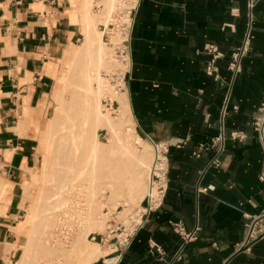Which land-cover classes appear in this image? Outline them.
Listing matches in <instances>:
<instances>
[{
	"label": "crops",
	"instance_id": "obj_1",
	"mask_svg": "<svg viewBox=\"0 0 264 264\" xmlns=\"http://www.w3.org/2000/svg\"><path fill=\"white\" fill-rule=\"evenodd\" d=\"M76 1L0 0V264H13L22 241L23 185L40 158L56 58L84 36ZM133 15L131 114L143 139L168 143L169 169L161 205L118 264H264V150L254 128L264 106V0H138ZM247 36L233 72L230 56ZM211 43L224 53L216 75L207 73ZM222 127L216 165L210 142ZM171 220L198 227V239L182 246Z\"/></svg>",
	"mask_w": 264,
	"mask_h": 264
},
{
	"label": "rangeland",
	"instance_id": "obj_2",
	"mask_svg": "<svg viewBox=\"0 0 264 264\" xmlns=\"http://www.w3.org/2000/svg\"><path fill=\"white\" fill-rule=\"evenodd\" d=\"M95 1L96 0H77L76 4L78 11L81 12V14L83 15V22H85L84 28H88V26H90L95 31V33L100 31L102 35V39L105 42V46L107 45L106 51L108 55L106 59L109 62H107L106 60L107 66H103L104 68L102 67L100 69V73L104 77L102 78V85L104 87L99 100L101 101L100 104L102 106V109H103L102 101L103 98L106 96H109L112 100L117 102V104L119 105L117 111L114 113L109 112V115L114 122V121H118L120 114V104L118 101V95L120 94L121 91L120 90L117 91L114 88L113 83L110 81L108 76L104 75V73L119 72V71L123 72L124 70L127 69V66L125 65L126 64L125 62L123 63L122 61L118 60L114 55V48L116 42L118 43V40L114 39L113 37H116L117 36L116 33L118 32L120 33V31L113 29L109 31V33L105 34V32L102 31L103 26L101 24H105L107 17H110L109 15L112 14L111 11L115 10L117 5V0H115L113 8L110 7L111 0L98 1L104 5L102 9L101 8L97 9L94 7ZM133 1H137V0H133ZM106 31H108V29H106ZM82 39L83 37L80 40L76 41L75 43L70 44L69 46H77V44H79L82 41ZM91 55L92 53L89 52L80 55L79 57H77V59H71V58H67L64 54H60L59 57L56 58V73H55L54 87L48 97V103H47L48 109L45 111L44 115H42L39 121L38 150H39L40 158L38 161V165L34 169V171L36 172V177L33 176L34 172H32L30 179L23 185V200H24L25 210L23 214V222L21 223V227L19 230V233L22 237V241L17 249L13 264H20L22 257L26 255L28 256L36 255L35 257L36 260L43 263L45 259L49 258L48 256H52L53 258H56L54 257V255H57L58 253L60 254L59 257L61 258L59 264H100L103 262V256L107 252V249L103 245L99 244L97 241L92 240L90 236L91 234L89 235V233L93 231L103 230V222L102 220H100V216L103 208L107 206L116 207L118 204L125 205L124 211L125 213H127L126 214L127 216L129 212L135 210L136 208H140V207L143 208L146 206L149 173L154 157L153 146L150 142H148L143 138L140 141H136V138L134 136L135 134L128 135L125 132V128L122 125L120 127L114 122L115 126H117L116 127L117 133L113 131L112 128L107 124L103 125L98 130L99 138L103 142L101 144V147H99L100 148L98 153L99 157H97L96 159V164L98 163V165H97V171L95 173L96 180H94V183L96 185L94 196L98 200L97 206L98 207L101 206L99 211L100 215L97 214L96 217L97 222L93 223L92 226L89 228L88 225L85 228H83L82 236L83 235L85 236L83 237V239H80L78 242H76V244H74L75 243L74 240L77 238L76 233L78 229L82 227L78 223L79 217L77 219V215H78L77 208H79L78 204L80 203L82 206L84 205L83 192L82 191L79 192V189H77L78 191L72 190L68 192L69 193L68 196L70 197L71 201L70 202L61 201V203L66 205V207L68 205H72L74 210L76 209L75 213H73L74 210L73 212H71L73 208H67L68 209L66 213L67 215L65 214L63 216L64 213L61 214V212L65 211L64 205L63 206L60 205L62 208L59 205L58 206L56 205L53 208L54 200H52L53 195L50 197L52 190H49V187L51 186L55 173L62 171V168H66L68 171L70 170V172L79 169L82 165L85 164L86 159L90 157L89 156L91 154L90 150H92L91 148L94 145L92 142V136L91 138H89L87 134L85 136L82 135L83 131L80 133V131L83 130V125H84V123L81 121L82 120L81 117L83 116H80V114L83 113L82 108L77 112V113L80 112V114L78 115L75 114L76 117L78 116L77 117L78 119L76 118L77 123H75L77 125H74L75 130L71 132V135L68 136V139L65 136H61V133L59 134L58 132H56L58 130L57 127L54 128L55 124L58 122L60 114L62 116H65V113L67 112L66 109L71 101L80 104L79 99L84 94V91H86V89L81 85L82 83H84V77H85L84 62L93 60V57ZM112 61L114 62L111 63ZM117 63L119 65H117ZM62 77H64V79H62ZM91 83H92L91 84L92 88L94 90H98L97 80L94 79ZM103 111L106 112V110L104 109ZM91 123L92 122L89 121L85 125H89L90 127H92L93 124L91 126ZM129 123H131L135 127V122L134 119L132 118V115H131V122L129 121ZM59 126L61 127L62 125L60 124ZM62 130L64 131L65 129ZM60 131L61 129L59 128V132ZM116 135L122 137V140H119ZM73 143L74 146L71 145ZM60 147H61V152L59 150ZM145 148L148 149L147 152H145ZM62 149L66 151L64 150L62 151ZM62 153L65 154L66 158L67 156L68 157L70 156L69 157L70 160L67 158L68 160L66 161V158H64L61 159L60 161L59 155H61V157H64V154L62 156ZM142 153H144L145 156H147V163L145 164V166L138 164L136 160V157L141 155ZM62 161L63 162L66 161L67 164H63ZM70 163L71 165L72 164L74 165L71 166ZM60 166H62V168ZM79 179H89V178L87 176H83V177H79ZM68 193L66 192L65 195H67ZM75 198L78 199L76 200ZM75 200L79 201L80 203H76ZM125 200H127V202ZM116 201L117 204H114ZM56 207H57V217L47 218L49 214H47L46 212L49 211L50 208L52 210L55 209ZM30 214L31 217L29 219H26V217L30 216ZM62 216L65 218H63ZM70 217L71 220H69ZM68 221L69 224H71L70 221L71 222L73 221V225L68 226L69 225ZM64 222H66V224H64ZM44 228L50 230L51 235L53 234L54 238L56 237L55 239H57L58 242L62 240L61 241L62 247H57L59 248L57 249L54 246L55 250L51 251L49 249L48 251L47 248L45 249L40 248V246H37L35 243L31 242L33 235L36 236L35 242H38V237L41 238V236H43L42 230ZM54 230L56 232H54ZM41 240L43 241V237L41 238ZM96 246L99 247V254L97 258L91 259L89 261L81 260L80 249H85V247H87L88 249L90 248L93 249Z\"/></svg>",
	"mask_w": 264,
	"mask_h": 264
},
{
	"label": "bare ground",
	"instance_id": "obj_3",
	"mask_svg": "<svg viewBox=\"0 0 264 264\" xmlns=\"http://www.w3.org/2000/svg\"><path fill=\"white\" fill-rule=\"evenodd\" d=\"M114 3H115V0H111V2H110L111 8H113ZM108 21H109V17H107V19H106V23H105L106 25L108 24ZM99 32L100 31L95 33V31L90 26H88V28H84V36H83L82 41L79 44H77V46H67L63 51V54L67 58H71V59H77V57H79L80 55L90 52V53H92L91 56L93 57V60L84 62V66H85L84 67V76L85 77H84V83H82L81 85L86 89V91H84V94L79 99L80 104H77V102L71 101L69 103V106L66 109L67 112L65 113V116H62L60 114L58 122L54 126V128L57 127V129H58L56 132H58L59 134L61 133V136H65L68 139V136L71 135V132H73L75 130L74 125H77L75 123H77V119H78L77 117L78 116L76 117L75 114L76 115L80 114V112L79 113H77V112L82 108L83 113L81 112L82 114H80V116H83V117H81V119H82L81 121L84 123V125H83V130H81L80 133L83 131L82 135L85 136L87 134L89 136V138H91V136H92V142L94 144L91 148L92 150H90L91 154L89 153L90 157L86 159L84 165H82L79 169H76L73 171L71 170L72 172H70V170L68 171L66 168H62V166H60L62 168V171L55 173V176L53 177L54 179L52 180L51 186L49 187V190H52L50 197L53 195L52 200H54L53 201V205H54L53 208L56 205L57 206L58 205L63 206L64 204H62L61 201H64V202H66V201L70 202L71 201L70 197L68 196L69 195L68 192H70L72 190H77V189H79V192L80 191L83 192V196H84V199H83L84 205L83 206L81 205V203L79 201H76L78 198H75L76 203H80V204H78L79 208L76 207L78 209L77 210L78 215L77 214L76 215H77V219L79 217L78 223L82 227L79 228L77 233H76L77 238L74 240L75 241L74 244H76V242H78L80 239H83V237L85 236V235L82 236L83 228H85L87 225L89 228L92 226L93 223L97 222L96 217H97V214H99V211L101 208V206H99V207L97 206L98 200L94 196L95 190H96V185L94 183V180H96L95 173L97 171V165H98V163L96 164V159H97V157H99L98 156L99 149H100L99 147H101V144L103 142L99 138L98 130L103 125L107 124L112 128L113 131H115L117 133V129H116L117 126H115V124H114V122H115L120 127L122 125L125 128V132L128 135L135 134L134 136L136 138V141H140L142 139V136L138 132H136L135 127L131 123H129V121L131 122L132 111H131V106L129 103V96H128L127 89L121 91L120 94L118 95V101L120 104V114H119L118 121L113 122V120L111 119V117L109 115V112L108 111L105 112L102 109V106L100 104L101 101L99 100V98L101 97V94L103 92L104 86L102 85V78H104V77L101 75L100 69L103 66H107V62H109V61L106 59V57L108 55L107 51H106L107 45L105 46V42L102 39L101 32L100 33ZM116 35L117 36L113 37V38L118 40V42H119V39L123 38V35L121 32L116 33ZM120 41H121V39H120ZM106 60H107V62H106ZM114 61H112L111 63H113ZM117 65H119V64L117 63ZM62 79H64V77H62ZM94 79L97 80L98 88H97V86H96V88L98 90H94L91 86V84H92L91 82ZM64 100H65V98H64ZM89 121L92 122L91 123V126L93 124L92 127H90L89 125H85ZM60 124L62 125L61 127L59 126ZM81 127H82V124H81ZM59 128L61 129L60 132H59ZM62 129H65V130L63 131ZM116 136L119 140H122V137H120L119 135H116ZM71 145L74 146V143ZM59 146H61V145H59ZM64 147H65V145H64ZM66 148H68V147H66ZM64 149H62V151ZM70 149H72V148H70ZM59 150L61 152V147ZM64 151H66V150H64ZM147 151H148V149L145 148V152H147ZM58 152H57V154H58ZM64 153H67V152H64ZM64 153H62V156ZM57 154H56V156H57ZM59 156H60V158H59L60 161H61V159L66 158L65 154H64V157H61V155H59ZM78 156H79V154H78ZM69 157L67 156L68 159H69ZM67 158H66V161L68 160ZM136 160H137L138 164L145 166V164L147 163V156H145V154L142 153L141 155L136 157ZM66 161H64L65 163L62 161V163L67 164ZM71 163H70V165H71ZM72 165H74V164H72ZM68 166H69V164H68ZM64 169L66 170V172ZM150 170H151V167H150ZM33 176L36 177L35 171L33 173ZM83 176H87L89 179H79V177H83ZM149 176H150V173H149ZM148 191H149V183H148ZM66 192L68 193L67 195H65ZM79 192H78V194H79ZM73 198H74V196H73ZM125 201L127 202V200H125ZM114 204H117V201ZM64 206H65L64 207L65 211L61 212V214L64 213L63 216L67 213V210H68L67 208H73L72 205H68L67 207H66V205H64ZM73 210H74V208L72 209V211L70 209L71 212H73ZM75 210L73 213H75ZM33 211H32V213H33ZM46 213L49 214L47 216V218L57 217V207L55 209H52V210L50 208V210L47 211ZM58 213H59V211H58ZM72 216H73V214H72ZM30 217H31V214H30V216H27L26 219H29ZM63 218H65V217H63ZM97 219H99V218H97ZM69 220H71V217ZM100 220H101V218H100ZM66 222H67V220H66ZM66 222H64V224H66ZM58 223H59V221H58ZM70 223L71 224H69V221H68L69 225L68 224L67 225L72 226L73 221L72 222L70 221ZM59 231H60V229H59ZM54 232H56V231L54 230ZM42 234H43V236H41ZM42 234L40 236H41V238L43 237V241L41 240L40 237H38V242H35L36 236L33 235L31 242L35 243L37 246H40V248H43V249L47 248L48 251H49V249L51 251H53L57 247H62V245H61L62 240L60 242H58L57 239H55L56 237L54 238V235L53 234L51 235L50 230L44 228L42 230ZM54 246H55V248H54ZM57 249H59V248H57ZM98 254H99V247L98 246H96L93 249H91V248L88 249L87 247H85V249H80L81 260H83V261H89L91 259H95L98 257ZM59 255H60L59 253L57 255H54V257H56V258H53L52 256H48L49 258L45 259L43 263L36 260V258H35L36 255L35 256L34 255H32V256L26 255V256L22 257L20 264H59L60 259H61L59 257Z\"/></svg>",
	"mask_w": 264,
	"mask_h": 264
},
{
	"label": "built area",
	"instance_id": "obj_4",
	"mask_svg": "<svg viewBox=\"0 0 264 264\" xmlns=\"http://www.w3.org/2000/svg\"><path fill=\"white\" fill-rule=\"evenodd\" d=\"M98 1L101 0H96L94 7L102 9L104 5ZM252 1L253 0H250L251 4ZM137 2L133 0H117L116 8L114 11H111L112 14L109 17L108 24H101L105 34L116 29L123 35L121 41L115 45L114 55L118 60L126 63L127 69L123 72L104 73V75L109 77L117 91H123L128 88L126 73L131 65L130 32L134 21L133 12L136 9ZM106 29H108V31H106ZM248 43L249 37L247 36L243 45L231 54L229 68L233 72H238L240 70L241 57L243 52L247 49ZM207 50L211 54V58L207 65V73L216 75V61L220 57H223L224 53L220 50L218 45L212 43L207 46ZM102 104L103 109L110 113L116 112L119 106L117 102L112 100L109 96L103 98ZM227 107L228 105L226 103L223 110H226ZM254 128L264 150V106L261 116L257 117L255 120ZM231 136L233 138H242L244 134L241 131H233ZM150 140L154 150V158L150 170L146 206L143 208H136L129 212L127 216V213L124 211L125 205L118 204L116 207H104L100 216L103 222V230L89 233V235L91 234L92 240L97 241L107 249V252L103 256V264H118L123 259L137 230L143 224L144 215L159 207L165 196L169 169V145L165 141H155L152 138H150ZM226 140L227 135L223 127L218 134L211 138L210 147L215 150L213 162L216 165L221 162L220 155L226 148ZM206 189L207 188H204V190ZM170 223L174 231L181 236L182 246L198 239V227L189 230L182 221L171 220ZM248 227L249 233L246 239L247 241L255 233V222L249 223ZM157 249L160 250V247L158 246Z\"/></svg>",
	"mask_w": 264,
	"mask_h": 264
}]
</instances>
